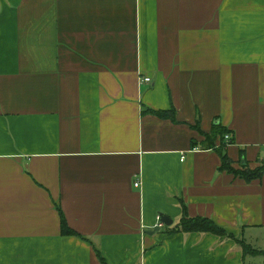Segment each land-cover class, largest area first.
Returning <instances> with one entry per match:
<instances>
[{"label": "crops", "instance_id": "obj_1", "mask_svg": "<svg viewBox=\"0 0 264 264\" xmlns=\"http://www.w3.org/2000/svg\"><path fill=\"white\" fill-rule=\"evenodd\" d=\"M222 155L264 166V0H0V264H264V174Z\"/></svg>", "mask_w": 264, "mask_h": 264}, {"label": "trees", "instance_id": "obj_2", "mask_svg": "<svg viewBox=\"0 0 264 264\" xmlns=\"http://www.w3.org/2000/svg\"><path fill=\"white\" fill-rule=\"evenodd\" d=\"M153 115L157 117H163V118H170L172 116L171 112L166 111H159L154 112L150 111ZM229 135V131L226 130L224 127H222L220 124L218 126H214L213 132L209 135H205V141L203 144V147L205 149H212L216 150L217 152H221L226 147V140L225 137ZM244 152V151H243ZM223 159V164L220 169L226 170L229 173L237 174L241 176L242 178H245L246 180H250L253 178H260L264 174V166L257 168L255 170L248 169L247 171H238L233 169L232 162L230 159H228L227 155H222L221 157ZM182 204V216L180 222L172 228L173 233H184V234H192V233H200V234H206L210 233L213 234L219 238H231L237 241L239 246L242 247L244 255H258L262 254L263 252H258L254 250L252 246H248L242 241L241 239H238L234 234H231L227 232L223 227H219L212 219L210 218H202V217H190L188 214V208L187 206L181 201ZM61 230L62 234L65 236H75L77 233L73 231L69 225L68 222H66V219L64 217L63 212H61ZM169 229V228H168ZM98 257L100 259V264H107L105 258H103L98 252Z\"/></svg>", "mask_w": 264, "mask_h": 264}, {"label": "water", "instance_id": "obj_3", "mask_svg": "<svg viewBox=\"0 0 264 264\" xmlns=\"http://www.w3.org/2000/svg\"><path fill=\"white\" fill-rule=\"evenodd\" d=\"M162 221L165 223L167 226H172L173 225V220L167 218L166 216H162ZM159 231V228H157L154 232H149V234H154L155 232Z\"/></svg>", "mask_w": 264, "mask_h": 264}, {"label": "built area", "instance_id": "obj_4", "mask_svg": "<svg viewBox=\"0 0 264 264\" xmlns=\"http://www.w3.org/2000/svg\"><path fill=\"white\" fill-rule=\"evenodd\" d=\"M141 80H142V82H143V81H145V82H150V81H151V79L148 78V77H145V78H143V79H141ZM225 139H226V142L229 143L230 136L227 135V136L225 137ZM139 185H140L139 182L135 184L136 187H138ZM161 227H162V226H161Z\"/></svg>", "mask_w": 264, "mask_h": 264}]
</instances>
